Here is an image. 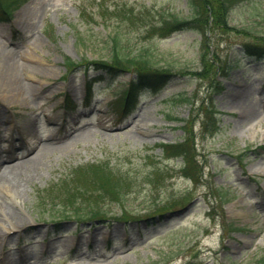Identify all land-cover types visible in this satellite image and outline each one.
I'll list each match as a JSON object with an SVG mask.
<instances>
[{
  "label": "rangeland",
  "instance_id": "rangeland-1",
  "mask_svg": "<svg viewBox=\"0 0 264 264\" xmlns=\"http://www.w3.org/2000/svg\"><path fill=\"white\" fill-rule=\"evenodd\" d=\"M100 6H125L132 17L104 19ZM191 10L190 0H28L0 21V264H264V58L242 46L264 35V0L234 2L228 20L238 29L215 28L209 43L213 63L238 64L227 72L214 64L202 79L193 74L203 66L200 31L146 34L162 17ZM114 35L128 54L176 72L124 110L133 71L92 83L93 68L68 74L63 64L64 55L109 57ZM185 137L194 145L195 179L182 172L181 156L164 158L157 146ZM94 160L134 179L122 202L106 200L108 212L140 218L48 223L63 205L46 187ZM154 166L161 179L147 177Z\"/></svg>",
  "mask_w": 264,
  "mask_h": 264
},
{
  "label": "trees",
  "instance_id": "trees-1",
  "mask_svg": "<svg viewBox=\"0 0 264 264\" xmlns=\"http://www.w3.org/2000/svg\"><path fill=\"white\" fill-rule=\"evenodd\" d=\"M27 0H0V21H8L11 19L13 12L19 8ZM236 0H190L192 4L191 14L188 16H178L177 14H169L162 17L159 23L155 22L147 26L146 34L148 36L164 37L176 31L185 29H195L202 34L203 66L196 69L193 74L197 78H206L210 75V71L214 64L220 67V71H225L233 65H237V59L225 58L224 63H213V51L209 43L212 31L215 28L220 29H236L231 26L228 20L229 11ZM99 12L102 18L111 17L110 14L122 13L126 17H132L128 8L125 6H100ZM238 29V28H237ZM247 33L246 30L242 29ZM253 35V34H251ZM255 35V36H254ZM254 41L242 43L245 51L255 56L257 59L264 58V35L254 34ZM113 51L109 57H101L99 59L82 58L75 60L69 55H64V65L66 73H71L81 67H93L100 72H106L114 75L125 70L134 72L135 77L131 79L128 86L122 92L120 107H126L135 101L137 92L143 87L153 89L159 92L158 82L164 77H171L176 72L167 66L165 69L156 65L153 59L142 53L131 55L125 52L124 48H118L119 36L114 35ZM210 52L209 58H204L205 53ZM149 55V54H147ZM227 73H225L226 75ZM220 86L221 80H215ZM182 102H189L190 97L181 95L178 99ZM208 112V119L205 121L207 129H215L216 121L212 111ZM210 129V130H211ZM186 132V129H185ZM185 137L183 140L174 143H162L163 155L166 158L173 156H181L184 159L182 172L186 176L196 178L198 176L197 158L193 151L194 145ZM202 174V168L199 169ZM162 167H155L147 174L150 178L156 175V179H161ZM133 177L120 170H115L109 161H88L71 167L64 175L46 187V194L57 195L61 200L62 209L53 218H74L78 223H87L88 221H123L129 222L140 217H133L127 210H122L120 214H110L104 203L106 200L122 202L127 195V188H130ZM154 214L146 215L147 221L155 219ZM95 223V222H94ZM93 223V224H94Z\"/></svg>",
  "mask_w": 264,
  "mask_h": 264
},
{
  "label": "bare ground",
  "instance_id": "bare-ground-1",
  "mask_svg": "<svg viewBox=\"0 0 264 264\" xmlns=\"http://www.w3.org/2000/svg\"><path fill=\"white\" fill-rule=\"evenodd\" d=\"M16 227H18V226H15V225L8 226V227H7V230H14Z\"/></svg>",
  "mask_w": 264,
  "mask_h": 264
}]
</instances>
